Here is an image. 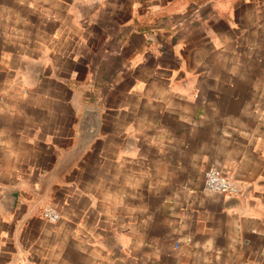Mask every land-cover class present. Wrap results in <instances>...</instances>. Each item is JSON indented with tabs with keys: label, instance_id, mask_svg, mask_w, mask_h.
Instances as JSON below:
<instances>
[{
	"label": "crops",
	"instance_id": "0c3cea01",
	"mask_svg": "<svg viewBox=\"0 0 264 264\" xmlns=\"http://www.w3.org/2000/svg\"><path fill=\"white\" fill-rule=\"evenodd\" d=\"M0 264H264V0H0Z\"/></svg>",
	"mask_w": 264,
	"mask_h": 264
},
{
	"label": "built area",
	"instance_id": "2783aa9c",
	"mask_svg": "<svg viewBox=\"0 0 264 264\" xmlns=\"http://www.w3.org/2000/svg\"><path fill=\"white\" fill-rule=\"evenodd\" d=\"M204 188L208 192L226 195L229 197H239L243 193V188L228 174H223L216 168H210L204 175ZM42 217L48 223H56L60 219V213L56 206L48 205L42 210Z\"/></svg>",
	"mask_w": 264,
	"mask_h": 264
},
{
	"label": "water",
	"instance_id": "95a60500",
	"mask_svg": "<svg viewBox=\"0 0 264 264\" xmlns=\"http://www.w3.org/2000/svg\"><path fill=\"white\" fill-rule=\"evenodd\" d=\"M88 115V114H87ZM90 116V115H89ZM98 121L94 122L92 124V129L90 131V134L88 135V137L86 138V140H84V142H82V146L83 145H86L87 143H89L96 135H97V132H98Z\"/></svg>",
	"mask_w": 264,
	"mask_h": 264
}]
</instances>
